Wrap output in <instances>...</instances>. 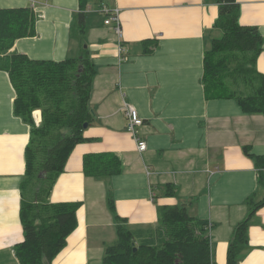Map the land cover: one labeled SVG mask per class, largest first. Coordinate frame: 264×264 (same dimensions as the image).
<instances>
[{
    "label": "crops",
    "instance_id": "1",
    "mask_svg": "<svg viewBox=\"0 0 264 264\" xmlns=\"http://www.w3.org/2000/svg\"><path fill=\"white\" fill-rule=\"evenodd\" d=\"M104 1L118 11L121 34L114 20L105 23L106 15L90 6L79 33V0H0V7L32 6L36 13L35 34L16 39L11 51L63 60L85 49L96 69L89 100L94 118L83 131L86 140L74 146L49 194L51 202L80 203L76 227L51 264L102 263L106 243L116 238L108 195L129 227L155 226L159 207L186 205L190 215L209 223L214 264H226L234 227L249 212L247 198L259 200L258 171L244 146L264 157V115L242 111L234 98L205 95L203 54L217 32L218 5ZM236 1L239 21L257 26L262 35L257 69L264 74V0ZM14 96L8 73L0 69V264H20L14 248L24 238L20 184L29 125L14 114ZM126 103L143 119L137 129L146 142L143 151L128 130ZM40 113L33 112L36 123ZM86 154H110L121 161L120 171L87 175ZM167 184L175 194H167ZM239 264H264V205L250 218Z\"/></svg>",
    "mask_w": 264,
    "mask_h": 264
},
{
    "label": "trees",
    "instance_id": "2",
    "mask_svg": "<svg viewBox=\"0 0 264 264\" xmlns=\"http://www.w3.org/2000/svg\"><path fill=\"white\" fill-rule=\"evenodd\" d=\"M218 5L214 26L222 34L210 41L203 54L202 83L206 97L234 98L242 111L264 115V74L257 69L262 35L257 26L239 21L236 0H208ZM103 0H79L77 31L85 29L88 6ZM36 13L32 6L0 7V69L6 71L15 91L13 112L29 125L24 150L25 170L20 184V221L24 238L15 245L20 264H51L76 227L78 201L51 202L49 194L64 170L74 146L84 140V123L94 113L89 100L96 69L83 50L78 57L63 60L32 59L11 51L16 39L35 34ZM145 40L143 44L156 45ZM148 50V49H146ZM41 110L36 124L33 111ZM88 126V125H87ZM251 156L264 189V157ZM121 161L110 154H86L83 169L87 175L107 176L120 171ZM167 194H175L165 185ZM248 215L236 224L227 248L226 264H239L248 242L251 216L264 205V195L247 198ZM108 206L116 218V238L106 243L101 264H214L208 235V221L189 214L186 205L158 208L155 226L129 227Z\"/></svg>",
    "mask_w": 264,
    "mask_h": 264
},
{
    "label": "built area",
    "instance_id": "3",
    "mask_svg": "<svg viewBox=\"0 0 264 264\" xmlns=\"http://www.w3.org/2000/svg\"><path fill=\"white\" fill-rule=\"evenodd\" d=\"M89 9V8H88ZM105 15V23H110L112 20L116 22V31L121 34V29L120 25L118 23V17H117V10L116 9H110L107 7L106 4H102L99 8ZM123 50V46L120 47V51ZM126 108V115L128 117V130L132 133L134 136V139L136 141V146L139 151H143L146 148V142L141 139V137L138 135V127L142 125L143 119L140 117L137 109L131 105L130 103H126L125 105Z\"/></svg>",
    "mask_w": 264,
    "mask_h": 264
},
{
    "label": "rangeland",
    "instance_id": "4",
    "mask_svg": "<svg viewBox=\"0 0 264 264\" xmlns=\"http://www.w3.org/2000/svg\"><path fill=\"white\" fill-rule=\"evenodd\" d=\"M103 4H106L107 5V3L104 1L103 2ZM100 6L101 5H97V4H94V6H92V10L93 11H95V10H98L99 8H100ZM222 34V30L220 29V28H217V32H215V37H219L220 35ZM214 38V37H213ZM37 110V109H36ZM40 112H41V110L40 109H38ZM34 112V111H33ZM41 114V113H40ZM36 124H38V123H36ZM264 195V189H262L261 187H260V193H259V195H258V197H257V199H260V198H262V196Z\"/></svg>",
    "mask_w": 264,
    "mask_h": 264
},
{
    "label": "water",
    "instance_id": "5",
    "mask_svg": "<svg viewBox=\"0 0 264 264\" xmlns=\"http://www.w3.org/2000/svg\"><path fill=\"white\" fill-rule=\"evenodd\" d=\"M85 47H86V46H85ZM87 125H88L87 123H84V128H86V127H87Z\"/></svg>",
    "mask_w": 264,
    "mask_h": 264
}]
</instances>
